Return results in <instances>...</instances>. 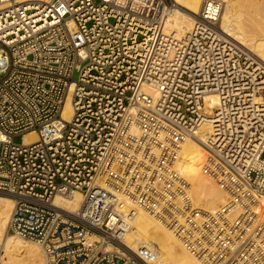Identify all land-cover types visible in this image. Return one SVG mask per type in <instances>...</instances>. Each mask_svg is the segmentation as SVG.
<instances>
[{
    "label": "built area",
    "instance_id": "2783aa9c",
    "mask_svg": "<svg viewBox=\"0 0 264 264\" xmlns=\"http://www.w3.org/2000/svg\"><path fill=\"white\" fill-rule=\"evenodd\" d=\"M174 6L0 0L6 231L36 243L43 264H157L154 243L123 242L138 210L200 264H264V67L221 34V1L202 0L183 36L162 30ZM30 131L37 140L24 143ZM186 139L226 194L214 211L194 203L179 169ZM73 192L75 211L55 202Z\"/></svg>",
    "mask_w": 264,
    "mask_h": 264
},
{
    "label": "bare ground",
    "instance_id": "6f19581e",
    "mask_svg": "<svg viewBox=\"0 0 264 264\" xmlns=\"http://www.w3.org/2000/svg\"><path fill=\"white\" fill-rule=\"evenodd\" d=\"M173 1L175 6L167 11L162 22V30L164 32H175L176 35L183 36L191 28L195 14L201 7L202 0ZM219 1L225 3V8L223 12L221 11L219 17L221 34L239 44L256 61L258 66L264 67V23L260 24L261 18L260 22L255 21L257 12L254 16L251 15L252 13L250 15L246 13L248 15L246 17L240 11V9H244L245 13V8H240L243 0ZM240 1L241 4H239ZM259 11H261V8ZM204 98L209 108L217 104V96L214 93L205 94ZM70 112L71 104L68 98L64 103L63 117L68 118ZM208 130L209 125L203 124L200 130L201 137L206 138V135L203 134ZM35 140H37L35 131H30L24 136V143ZM205 157L206 152L201 144L186 139L182 144L178 163L180 171L190 183V195L194 203L206 210L214 211L225 203L226 194L212 179L203 174L201 166ZM200 172L203 177L201 180H199ZM200 181L201 183L198 184ZM81 198L79 192H73L71 199L56 196L55 202L65 206L70 211H75ZM13 204L14 198L12 196L0 193V251L3 252L1 261L3 264H43L44 256L36 243L13 234H6L7 222ZM123 242L129 248H135L146 242L154 243L158 249L159 259L157 264H200L193 255L184 249L180 240L171 230L143 210H138L129 222V228L123 237ZM2 258L7 259V263H4ZM24 259L27 260L24 261Z\"/></svg>",
    "mask_w": 264,
    "mask_h": 264
},
{
    "label": "rangeland",
    "instance_id": "374dc122",
    "mask_svg": "<svg viewBox=\"0 0 264 264\" xmlns=\"http://www.w3.org/2000/svg\"><path fill=\"white\" fill-rule=\"evenodd\" d=\"M242 1V0H241ZM240 1V3L239 4H241L242 2ZM246 1H248V2H246ZM260 1V2H259ZM249 2H250V5H249ZM245 3V4H244ZM223 7H222V12H223V10H224V8H225V3L223 2ZM238 4V5H239ZM247 5H249V6H247ZM241 6L242 7H240V5H239V7L240 8H245V13H244V9H240V11L243 13V14H245L246 15V17L248 16V15H250L251 13V15H255V13L257 12V14L255 15L256 17V19H255V21H258V22H260V18H261V22H260V24L261 23H264V0H243V3L241 4ZM244 6H247V7H244ZM255 6V7H254ZM258 6V7H257ZM251 9H250V8ZM254 7V9L252 10V8ZM250 10H249V9ZM260 8H261V11H259L260 10ZM263 8V9H262ZM248 11V12H247ZM263 11V12H262ZM248 15H247V14ZM260 13V14H259ZM259 14V15H258ZM245 15H243V17H245ZM222 18V17H221ZM257 22V23H258ZM255 23V22H254ZM20 140H21V138H20V136H17V137H15L14 138V141H16V142H20ZM201 178H203L202 177V174H201V172H200V178H199V180H201ZM201 183V181L200 182H198V184H200ZM194 184V183H193ZM204 185H205V182H204ZM208 185V184H207ZM213 189V188H212ZM6 234H10V233H7V231H6ZM2 255H3V252L2 251H0V264H3L2 263V261H1V257H2ZM3 259V262L4 263H7V259H5V258H2ZM27 259H24V261H26Z\"/></svg>",
    "mask_w": 264,
    "mask_h": 264
}]
</instances>
